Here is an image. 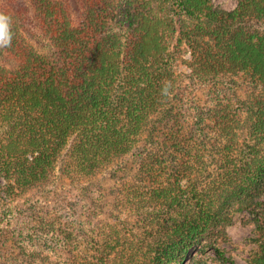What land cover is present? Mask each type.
Here are the masks:
<instances>
[{
	"label": "trees",
	"instance_id": "trees-1",
	"mask_svg": "<svg viewBox=\"0 0 264 264\" xmlns=\"http://www.w3.org/2000/svg\"><path fill=\"white\" fill-rule=\"evenodd\" d=\"M27 1L49 49L0 4L11 37L0 51L15 61L0 63V205L4 193L14 201L54 182L60 163L81 182L140 151L135 180L116 198L135 220L86 223L73 207L32 229L33 216L7 223L0 213V243L44 230L66 255L61 264H184L202 238L250 210L251 263L264 264V0H238L232 11L212 0H76L77 17L63 0ZM179 62L193 83L255 82L249 101L237 99L242 109L226 96L211 110V145L174 110Z\"/></svg>",
	"mask_w": 264,
	"mask_h": 264
},
{
	"label": "rangeland",
	"instance_id": "rangeland-1",
	"mask_svg": "<svg viewBox=\"0 0 264 264\" xmlns=\"http://www.w3.org/2000/svg\"><path fill=\"white\" fill-rule=\"evenodd\" d=\"M63 1L70 6L73 16L77 17L80 10L77 1ZM0 4L9 7L17 15L23 33L37 49L41 51L49 49L42 33L34 23V16L27 0H0ZM212 4L217 8L232 11L237 7L238 0H212ZM182 48L184 58L189 61L191 59L189 49L184 45ZM0 63L7 67L15 65V61L1 51ZM176 72L179 83L174 110L180 113L185 129L188 132H194L200 138L204 136L208 145L215 141L211 110L222 103L226 96H235L236 107L239 106L238 109H242L240 103L249 101V96L255 91V82L246 75L235 77V84L229 79H222L212 84L202 85L199 82L193 83L188 78L191 70L187 64L179 62ZM237 99L241 102L238 103ZM146 135L144 139L148 136ZM242 135L245 137L244 134ZM154 138L157 141L162 139L159 131ZM139 153H132L100 174L81 182L65 176L62 171L63 163H60L55 181L49 185L29 191L14 201L5 193L3 194L5 200L4 204L0 205V213L6 218L4 222H7L8 217L13 218L18 215L30 224V218L27 216L30 215L34 217L32 229H48L46 222L43 221L48 220L50 216L47 215H50L51 211L53 212L51 216L58 212L68 216L74 207L77 215H82L81 219L86 223L124 221L129 222L127 224H133L135 220L133 216L120 212L116 208V198L124 184L135 180L141 156ZM83 207L86 210L84 212ZM256 228L253 212L250 210L238 212L231 224L212 230L195 244L189 250L184 264H252V254L258 248ZM42 231L29 236L15 237L10 235L11 232L8 235L4 234L0 243V264H61L66 255L57 249L52 233ZM33 251L39 254L33 256L31 254Z\"/></svg>",
	"mask_w": 264,
	"mask_h": 264
},
{
	"label": "clouds",
	"instance_id": "clouds-1",
	"mask_svg": "<svg viewBox=\"0 0 264 264\" xmlns=\"http://www.w3.org/2000/svg\"><path fill=\"white\" fill-rule=\"evenodd\" d=\"M10 34L8 32L7 18L0 16V43L8 44L10 42Z\"/></svg>",
	"mask_w": 264,
	"mask_h": 264
}]
</instances>
